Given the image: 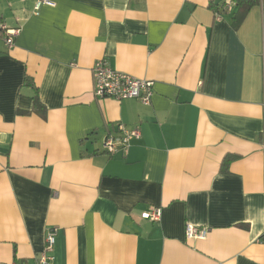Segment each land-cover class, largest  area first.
<instances>
[{
    "label": "crops",
    "instance_id": "crops-1",
    "mask_svg": "<svg viewBox=\"0 0 264 264\" xmlns=\"http://www.w3.org/2000/svg\"><path fill=\"white\" fill-rule=\"evenodd\" d=\"M37 1L0 0V264L50 228L53 264H264V1L237 25L224 0ZM98 60L150 104L95 97ZM118 124L139 139L109 156Z\"/></svg>",
    "mask_w": 264,
    "mask_h": 264
},
{
    "label": "built area",
    "instance_id": "built-area-1",
    "mask_svg": "<svg viewBox=\"0 0 264 264\" xmlns=\"http://www.w3.org/2000/svg\"><path fill=\"white\" fill-rule=\"evenodd\" d=\"M53 6V3L47 0H38L35 10L40 6ZM234 6L233 0H224V10H230ZM219 16H217V19ZM0 32L4 33V43L10 48L13 45V38L18 34V29L7 30L0 26ZM92 92L97 98H109L116 101L136 99L143 105H149L152 97V82L140 80L123 73L112 70L104 60H98L92 67ZM139 139V132L135 129H128L123 124L116 126L113 134H108L102 141V151L109 156L117 153L126 155L133 140ZM161 216L159 208H150L143 212L140 217L144 220L158 222ZM57 234L56 228H50L45 231L44 247L41 253L35 257L31 264H53V247ZM184 234L187 240L203 239L206 236L205 228H198L186 225ZM16 264V263H10Z\"/></svg>",
    "mask_w": 264,
    "mask_h": 264
},
{
    "label": "trees",
    "instance_id": "trees-1",
    "mask_svg": "<svg viewBox=\"0 0 264 264\" xmlns=\"http://www.w3.org/2000/svg\"><path fill=\"white\" fill-rule=\"evenodd\" d=\"M261 0H233L235 4L236 11L233 15V23L234 25H237L242 18L248 13V11L258 5ZM264 1V0H263ZM33 108L34 110H41L40 114L43 116L44 110L42 109L40 103L37 100V97L34 96L33 98Z\"/></svg>",
    "mask_w": 264,
    "mask_h": 264
}]
</instances>
